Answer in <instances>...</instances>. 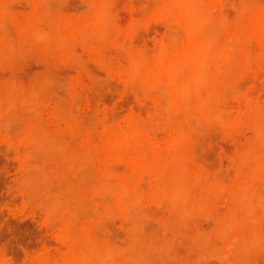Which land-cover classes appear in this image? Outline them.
Returning <instances> with one entry per match:
<instances>
[{
	"label": "rangeland",
	"instance_id": "obj_1",
	"mask_svg": "<svg viewBox=\"0 0 264 264\" xmlns=\"http://www.w3.org/2000/svg\"><path fill=\"white\" fill-rule=\"evenodd\" d=\"M0 264H264V0H0Z\"/></svg>",
	"mask_w": 264,
	"mask_h": 264
}]
</instances>
